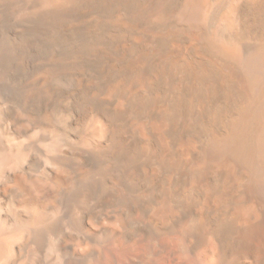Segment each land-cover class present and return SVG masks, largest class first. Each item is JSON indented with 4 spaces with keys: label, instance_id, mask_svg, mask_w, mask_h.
Instances as JSON below:
<instances>
[{
    "label": "bare ground",
    "instance_id": "6f19581e",
    "mask_svg": "<svg viewBox=\"0 0 264 264\" xmlns=\"http://www.w3.org/2000/svg\"><path fill=\"white\" fill-rule=\"evenodd\" d=\"M264 264V0H0V264Z\"/></svg>",
    "mask_w": 264,
    "mask_h": 264
},
{
    "label": "rangeland",
    "instance_id": "374dc122",
    "mask_svg": "<svg viewBox=\"0 0 264 264\" xmlns=\"http://www.w3.org/2000/svg\"><path fill=\"white\" fill-rule=\"evenodd\" d=\"M119 260L123 263V264H131L128 260H125L121 257H119ZM157 264H171V263H165L163 261H158Z\"/></svg>",
    "mask_w": 264,
    "mask_h": 264
}]
</instances>
